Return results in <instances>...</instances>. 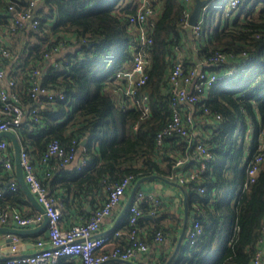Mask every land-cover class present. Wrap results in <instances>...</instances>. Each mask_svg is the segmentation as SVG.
Instances as JSON below:
<instances>
[{"label":"trees","instance_id":"16d2710c","mask_svg":"<svg viewBox=\"0 0 264 264\" xmlns=\"http://www.w3.org/2000/svg\"><path fill=\"white\" fill-rule=\"evenodd\" d=\"M29 2L0 0V26L6 28L9 24L11 16L6 10L10 3L21 10L28 8ZM222 2L208 0L196 39L183 26V0H160L161 9L150 31L153 43L148 48V79L140 89L149 94L151 106L150 115L144 118L136 107L123 109V99L112 80L117 70L133 64V47L138 40L136 29L128 21L129 14L136 11L133 4L124 0H39L32 9L39 21L38 29L25 25L12 31L27 32L33 38L27 49L11 46L12 57L7 58L14 61L18 56L15 63L19 71L9 77L15 79L12 91L25 109L33 103L30 78L36 69L44 70L40 79L43 86L62 90L65 95L40 105L38 121H32L29 114L26 121L30 125L18 131L19 139L38 162L55 139L67 149H80L82 141H86L81 155L87 158L86 165L61 166L51 158L50 165L55 167L49 176L42 177L61 205H68L65 194H71L82 212L86 198L100 199L96 209L103 206L109 187L127 176H132L134 183L150 175L178 182V173L200 165L193 146H188L178 133L157 145L158 133L173 114L169 73L180 56L178 52L191 38L199 42L198 59H193L191 51L183 59L187 68L198 63L208 71L234 68L233 75L215 82L196 104L199 132L194 139L205 143L214 159L197 180L181 185L187 192L188 221L198 220L202 232L193 243L182 241L172 259L174 251L162 253L154 264H249L264 237V161L254 181L248 174L264 132V0H241L229 16L224 15ZM211 3L218 5L211 7ZM217 10L220 17L213 25ZM66 34L77 37L78 42L68 41L71 50L63 58L46 59L47 49ZM216 51L233 57L222 64L205 62ZM204 107L209 112L205 113ZM1 152L14 160L10 144ZM182 156L186 163L176 166ZM0 174L4 180L0 185L7 190L0 205L14 207L11 203L29 202L20 184L15 191H9L5 184V179L15 176L14 170H6L0 162ZM57 183L64 194L56 192ZM141 207L143 215L138 223L143 228L145 213H151L153 208L149 202ZM127 227L126 222L112 231H125ZM158 230L165 236L167 229L159 223L144 228L150 244L155 243ZM121 239L126 242L125 235ZM69 258L63 256L53 264H75Z\"/></svg>","mask_w":264,"mask_h":264},{"label":"built area","instance_id":"2783aa9c","mask_svg":"<svg viewBox=\"0 0 264 264\" xmlns=\"http://www.w3.org/2000/svg\"><path fill=\"white\" fill-rule=\"evenodd\" d=\"M39 0H30L28 8L17 9L15 4L10 3L7 7L6 14L11 16L9 24L6 27L8 31L21 28L28 25L32 29H38V19L35 17L33 7ZM185 3L182 16L183 26L192 31L193 36L197 39L200 35L202 15L207 11V5L202 8V15L196 25L189 23L194 1L183 0ZM241 0H229L226 15H230V11L235 9ZM136 6V11L130 13L128 21L130 27L137 31V43L134 45L133 64L128 69H119L112 75V80L118 88V95L123 99L121 106L123 109L136 107L144 118L151 113L149 103V94L140 89L148 79L146 70L149 62L148 48L153 43L150 31L155 23V17L159 14L161 6L160 0H134L131 2ZM71 42H78L77 37L72 34H66L61 38L58 44L50 47L45 52V58L54 61L56 55L65 50ZM245 55V53H243ZM12 57L10 47L0 41V80L8 79V88L0 84V131L12 130L18 131L29 126L26 121L28 115H31L32 121H38L39 106L47 102L54 101L57 97L64 98L62 90L50 89L42 85L41 77L44 70L36 69L31 75L30 95L33 103L28 105L27 109L21 104L19 97L12 91L16 85V81L12 77H7L5 69V60ZM83 57V56H81ZM233 54L216 51L205 62L209 64H222L227 62ZM246 63V62H245ZM201 66L187 68L183 59L179 56L173 64L169 73V91L172 94L171 107L173 114L165 127L157 135V145H162L165 137L178 133L183 136L188 146H193L194 151L200 157V165L198 167H190L186 171L178 173V182L186 183L190 180L198 178L200 173L207 170L208 165L213 161V153L207 145L199 139H194V127L197 120L196 104L206 94L215 82L222 81L235 73L234 68H230L224 72L208 71ZM204 112H209L208 107H204ZM216 118L220 119V114ZM31 128V127H30ZM19 137V136H18ZM21 142V141H20ZM9 142L6 138L0 139V162L2 166L8 170L15 172V160L13 157L2 154V150L8 148ZM22 145V144H21ZM79 149L71 147L65 148L57 139L51 141L41 158L40 165L44 168V176L51 174V169L55 166L50 165L51 158H55L56 162L63 166L71 164L78 153ZM186 157H178L176 166H182L186 163ZM264 161V132L259 138V151L251 159L248 167V174L251 181L257 176L262 162ZM21 163L24 169L25 180L36 196L37 200L43 205L49 223L47 226V234L38 237L34 242V251L28 254L18 253L20 245V237L17 234H8L12 237V241L7 244L11 250L10 254L4 252L6 243L0 244V262L5 264H53L61 257L69 256L80 260L79 264H102L110 259L131 260L141 253H147L150 249V243L146 234H143L144 227L139 226V218L143 215L141 204L149 202L152 205L151 214H155L161 207V200L143 188H138L134 197L128 204V227L124 230L116 229L109 233H99L102 221L111 213L113 208L121 201L125 191L134 182L132 176L125 177L121 182L109 187L107 199L103 206L97 208L91 216L83 221L73 223L69 227L62 225L63 210L54 194H52L43 183V178L38 175L33 157L30 151L22 146ZM87 164L86 157H80L78 168ZM18 180L13 179L9 184V191H15L18 187ZM204 187L201 191H204ZM6 189L0 185V198H5ZM15 222L19 227H33L39 225L43 221L42 213H23L14 207L8 205H0V225ZM202 232L200 222L193 219L187 235V242L193 243L197 236ZM126 236V242L121 237ZM164 234L161 230L154 234V242L161 243L164 240ZM5 241V238H4ZM264 237H262L257 246V251L249 264H264Z\"/></svg>","mask_w":264,"mask_h":264},{"label":"crops","instance_id":"0c3cea01","mask_svg":"<svg viewBox=\"0 0 264 264\" xmlns=\"http://www.w3.org/2000/svg\"><path fill=\"white\" fill-rule=\"evenodd\" d=\"M132 1L134 0H124V3H131ZM0 41L6 43L10 48L11 46L12 47L14 46L22 50L23 48L27 49L28 44L33 41V38L30 37V35H28L27 32H22V31L10 32L5 27L0 26ZM198 44H199L198 41H194L193 38H191L190 41H188L187 46H185V49H181V51H179L178 54L182 59H185L186 57H189L191 55L190 52L193 51L195 54L193 59L197 60L198 58L196 55V50H198L199 48ZM70 50L71 48L67 47L65 50H63L62 52L56 55V59L63 58L65 55H67L70 52ZM17 57L18 56L16 55L15 60ZM15 60L12 61L10 59L9 60L7 59L4 62L7 77L19 71V68L15 63L16 62ZM198 66H201L200 63H198ZM0 84L8 88L9 86L8 79L7 78L1 79ZM200 119L203 120L209 118H200ZM198 130L199 128L195 126L194 127L195 136L198 134L199 132ZM8 140H9L8 141L9 144L11 145L10 139ZM84 146L85 145L82 144V147L79 149L75 160L67 167H75L78 165ZM32 157L34 159L33 161L35 163V168L38 175L44 177V168L40 165V162H38V160L35 159V155H32ZM2 178L3 176L0 174V183L4 182ZM13 179H17L16 172H15V176H11L8 180L5 179V184L9 185ZM173 182H177V181L169 182L166 181L164 178H153L142 182L140 187L149 192H152L161 200V207L158 210V213L156 215H152L151 213H145L142 224L146 229L154 226L157 223L163 225L167 229L164 240L161 243H151L150 249L147 253H141L131 260L110 259L102 264H154L162 253L173 252L175 250L179 237L181 236L184 228L186 214L188 217L189 214H188V207H186L185 205V197L187 192L179 182L178 184H174ZM58 184L59 183L56 184L57 186L56 192L62 193L64 189ZM133 185L134 183L126 189L125 194L121 198V201L113 208L111 213L102 221L99 233H109L116 227H121L123 226V224L127 222L128 206H129L128 204H129L130 195L132 193ZM11 197L12 194L9 195L8 200ZM27 198L29 202L21 201L18 202L17 204L15 203H11V204L14 205L15 209H18L23 213H28V212L41 213L38 210V208L35 207V205L32 203V201L29 199L28 196ZM65 198H68L69 202L68 205L62 203V210H63L62 225L64 227H69L73 223L87 219L90 216V214L96 209V207L99 206L100 203V199L92 198V197L86 198L83 201V207L85 211L82 212L81 208L78 206V200L73 198L71 194H65ZM192 221L193 218H191L190 221L187 220V227L182 240L183 242H187V235L189 228L192 224ZM0 226L19 227L13 221L9 222L8 224L0 225ZM30 227H25V228H30ZM46 234H47V227H45L42 231L36 234L19 235L20 245H19L18 253L21 254L32 253L34 251L35 240L38 237L45 236ZM7 235L8 234H0V244L4 243V238L6 239ZM4 252L7 254L11 253V250L7 244L4 247ZM68 260L75 262V264L80 263V260L77 258H69Z\"/></svg>","mask_w":264,"mask_h":264},{"label":"water","instance_id":"95a60500","mask_svg":"<svg viewBox=\"0 0 264 264\" xmlns=\"http://www.w3.org/2000/svg\"><path fill=\"white\" fill-rule=\"evenodd\" d=\"M208 2V0H195L191 15L189 17V23L191 25H196L199 21V19L201 18L202 15V8L203 6ZM89 46H93V43H89ZM1 138H8L11 141V146L13 148L14 151V160H15V172L17 175V179L21 185V187L24 189V191L26 192L27 196L29 197V199L32 201V203L35 205V207L38 208V210L43 214L44 220L41 224H39V226L36 227H30V228H25V227H12V226H0V234H17V235H24V234H36L40 231H42L45 227H47L48 223H49V216L47 215L45 208L43 207V205L37 200L36 196L32 193V191L30 190L26 180H25V175H24V169L21 163V149H22V145L20 142V139L17 135L16 132L12 131V130H4V131H0V139ZM86 141L83 140L82 144H85ZM156 178V175H150V176H144L140 179H138L132 188V193L130 195V199H129V203L132 200L136 190L141 187V183L149 180V179H153ZM166 181L171 182V180L164 178ZM174 184H178V182H173ZM185 205L187 207V194L185 197ZM187 220H188V216L186 214L185 217V222H184V228L182 231L181 236L179 237L177 246L174 250V253L171 257V259L175 256L179 246L182 243L183 240V236L185 234V230L187 227ZM9 235V237H7L4 241V243L9 244L12 241V237Z\"/></svg>","mask_w":264,"mask_h":264},{"label":"rangeland","instance_id":"374dc122","mask_svg":"<svg viewBox=\"0 0 264 264\" xmlns=\"http://www.w3.org/2000/svg\"><path fill=\"white\" fill-rule=\"evenodd\" d=\"M223 2H225V4H224V6H223V13H224V15H226V11H227V9H228V5H229V0H223ZM222 2V3H223ZM218 4H216V3H211V7H216ZM220 10V9H219ZM225 11V12H224ZM221 15H222V12H221ZM219 17H220V13L218 12V10H217V12H216V15H215V18H216V20H214V23H213V25H216V23L218 22V19H219ZM225 19V18H224ZM223 19V20H224Z\"/></svg>","mask_w":264,"mask_h":264}]
</instances>
